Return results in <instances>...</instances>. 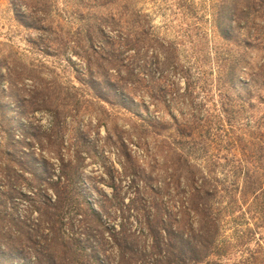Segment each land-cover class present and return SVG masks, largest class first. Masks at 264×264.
<instances>
[{"label":"rangeland","instance_id":"rangeland-1","mask_svg":"<svg viewBox=\"0 0 264 264\" xmlns=\"http://www.w3.org/2000/svg\"><path fill=\"white\" fill-rule=\"evenodd\" d=\"M167 220L264 264V0H0V264H154Z\"/></svg>","mask_w":264,"mask_h":264},{"label":"trees","instance_id":"trees-1","mask_svg":"<svg viewBox=\"0 0 264 264\" xmlns=\"http://www.w3.org/2000/svg\"><path fill=\"white\" fill-rule=\"evenodd\" d=\"M196 193L195 197H199ZM199 205L195 203V210H199ZM170 220L163 222L162 232L157 233L158 257L154 264H201L214 254L218 233L216 220H208L204 223V229L193 233L192 237L187 235L184 226L177 228Z\"/></svg>","mask_w":264,"mask_h":264}]
</instances>
